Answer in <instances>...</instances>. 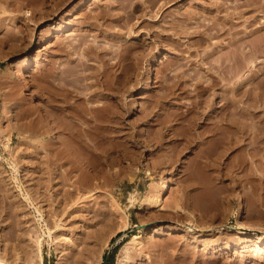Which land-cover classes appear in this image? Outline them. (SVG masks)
Here are the masks:
<instances>
[{"label":"rangeland","instance_id":"rangeland-1","mask_svg":"<svg viewBox=\"0 0 264 264\" xmlns=\"http://www.w3.org/2000/svg\"><path fill=\"white\" fill-rule=\"evenodd\" d=\"M1 1V6H4L5 4L3 5V3L6 0ZM23 1H19L20 4H18V6L22 4L21 7L23 9L25 8V10L26 8L28 9L30 5V7L35 8L41 6L40 1H36L34 3L35 5L32 4L33 2L29 3V0ZM113 1L114 5H116L114 6L115 8L112 5ZM120 1L122 2L121 5H124L123 7L120 5L118 6V4L121 3ZM127 1L129 2L128 5H130V2L133 3V1V5L136 2V5H138L140 2V0L139 2L137 0H69L63 6L64 9L60 10L55 17L46 22H42V20L38 21L39 19L29 22L30 20L32 21V19L29 18H14L13 20L12 17H6V15L11 14V16H15L14 14L20 12L12 9V7H15L10 5L11 7L9 6L10 8L8 9L9 11H6L7 14L3 12L4 15L2 13V7H0V74L3 73L2 80L0 79V197L5 195L3 193H7L9 196L6 197L7 200L4 197L2 199L1 197L0 201L9 200L10 202H0L4 205L2 207L0 206V248L3 250V253L6 251V256L2 253V256L4 255L3 258H7L6 260H10L14 263L17 256L16 254L19 253V255H23V259L21 260L22 264H30V262L27 261V256H25L27 254H23L24 252L26 253V251H24L25 248L27 250L30 249L31 246L33 247V242L28 236L27 230L29 224L27 226V223L35 224V218L33 216L34 208L29 207L23 197L24 194L30 192L32 198L34 197L36 199L35 202L37 204L39 203L38 205L42 204V207H44L43 209L47 210L45 213H47L48 209L53 205H57L59 210L64 208H69L71 210L70 215L63 221V227L51 226L53 230L52 237H45L43 243L44 260L42 264H56V261L60 256L62 257V264H104L106 257H108L107 264H119L125 263V261H127L125 264H264V245H254L258 243V240L264 241V105L262 106L264 103H262L263 100H261V102L259 101L258 108L250 104L251 100L247 97L248 94L244 95L242 98V94L247 93L246 88L249 87V85L245 82L246 85H248L246 86L242 80L246 78V75L251 73L250 70H242L245 71V75L242 71L238 72V76H236L235 79L233 78L235 83L234 81L232 82V79L231 84L228 83L230 84L228 87H226L228 84L226 81L224 83V80L220 81V83H214V85L211 83L213 85L212 87V85H208V82H211V79L213 78L212 73L217 69H214L213 67H211L213 70L208 69L210 65L209 62H212V55L209 56L208 51L215 49L214 46L217 45V40L220 39V37L212 38L209 40L212 42L209 43L208 40L203 42L200 40V42L199 39H197L198 37H195L196 34L194 36L191 34L190 37L188 35L187 37L189 38L186 37L183 40L181 39L184 41L185 45L190 46V49L188 46V50H186L187 48L184 49L186 50L185 52L184 50H177L179 47L177 48L173 42L176 41L175 39L177 36H174L173 40H167L168 42L171 41L172 45L174 43L175 46H172L170 43L168 45V42L166 41L167 38H164L166 31H163V27L166 25L163 24L167 23L166 21H169L170 18L172 19L173 17L178 16L179 13L177 14L176 11L178 12L179 10L180 12L183 8L182 12L188 9L187 13H189V10H192L193 8L195 9L196 6L201 5V3L205 4L206 1L209 0H202L203 2L200 0H163L162 2H169L168 4L164 2L165 7L163 3H159L161 0H156L158 3L155 2L156 6H154L156 9L153 6V11L155 10V12L152 11L151 15L149 14L151 8L148 7V4L150 3L148 1L150 0H141L140 4H143L144 2L147 3V5L144 4L142 10L139 8L140 10L137 9L135 11L137 18L134 17L132 22L137 23L138 18L144 19V22L137 23L134 28V30H137L136 32L133 30L132 33H128V31L131 32L127 29V27L129 28V25L126 26L123 22L126 26L124 27L125 29H123V24V26L121 25L122 27L119 25L122 23H120V21L125 18L124 15H128L131 10L134 11L136 8V5H134V7L133 5L127 7ZM123 2L125 3L123 4ZM186 3L190 4L189 6L191 7L188 6V8L185 6ZM195 3L196 5H194ZM38 4L40 5L38 6ZM157 4L159 6H157ZM179 7L181 9H178ZM165 8L168 9L166 10ZM100 9L103 11L101 12ZM109 9H111L112 12L114 11L115 15L112 14ZM143 9H148L149 11L147 12V10ZM159 9L163 10L160 11ZM157 10L160 11L159 14L157 13ZM10 11H12V13ZM99 11L100 13H97V17L93 15ZM145 11L147 15L145 14ZM164 11H167V16ZM168 11H174V13H169ZM8 12L10 13L8 14ZM103 12H110L112 15H106ZM116 12H119L120 15L124 12L125 14L122 15L121 19L119 14V16H116ZM204 12L202 11V14ZM152 13H155V15L157 13L156 16L158 18L155 17L154 14L152 15ZM104 14L106 17H104ZM137 14H139V16ZM173 14H175V16ZM1 15L5 18L3 19ZM108 15L111 16L109 17ZM204 15L208 14L204 13ZM245 15L247 16V14ZM86 16L89 18L87 19ZM114 16L118 18L116 19ZM140 16H144L145 18H140ZM151 16H153V18H151ZM108 17L110 19H107ZM148 17L150 21L152 20L151 22L147 20ZM258 17L260 18H258V20H261L262 15ZM92 18H95V20H92ZM105 18L106 20H103ZM113 18L116 19L114 21L117 23V26L119 25V29H123L121 31L123 33L120 34V30L118 31V27L114 25V21H112L114 22L113 24L109 23ZM166 18H168V20ZM96 19L97 21L99 20V26L98 23H94ZM135 19L137 20L134 21ZM23 20L27 21L25 22ZM243 20L245 21V18H240V23L238 24L237 29L245 32L242 29L247 28V25ZM191 21L193 20H189V22ZM83 22H85V24H83ZM89 22L94 25H90ZM132 22H130L131 25ZM149 22L151 24H148ZM107 23H109V25H114L115 30L112 25L107 26ZM145 23L147 25H144ZM152 23L155 24L156 27H154L155 25L153 26ZM102 25L105 26L102 28L105 31H108L107 33L101 28ZM157 25L158 32L155 30ZM150 26L153 27L151 28ZM48 27L50 28V31L48 32H52L51 34L55 36L52 35V37H49L46 42H41L42 32H44L45 29H48ZM111 27L115 33H111ZM88 28L93 29L89 30ZM105 28H107V30ZM141 28H145L144 32H137L138 29L143 31ZM152 29L153 31H150ZM191 29L192 31L194 30L192 27ZM8 30L11 33V35H8L9 37L12 36L15 31L19 33V35L15 32L14 35L16 34L18 36L15 35L16 37H11V40L9 38L7 39V34H10ZM95 30L97 31L95 32ZM147 30L148 32L146 33ZM160 30L161 32H159ZM117 31L121 36L117 34ZM83 32H86L83 35L84 38H82L81 35ZM87 32L89 33V36L85 35ZM92 32L93 34L95 33L94 36L98 32L95 37L96 39L97 37L98 39H101L99 40L100 43L92 35ZM106 34L109 35L106 36ZM4 35L6 37H4L5 40L2 41L1 37ZM104 35L106 36V41L103 38ZM19 36L21 37L19 38ZM32 36L33 39L30 38ZM79 36L81 37V40H79ZM85 36H87L86 39ZM77 37L79 42H83L82 44L75 39ZM91 37H94V39L92 40ZM14 38L16 40L17 38L19 39L13 41L12 39ZM162 38L165 39L166 42L163 41ZM112 40H115V43L117 41L120 42H117L114 45ZM144 40L145 44L143 42ZM227 40L228 39L224 41L226 42ZM93 41L94 43L97 41L96 45L100 44L104 49H112L106 54L107 57L105 53L108 50L106 51L103 49V52L100 51V56H105V60H103L104 62H101V60L100 64L99 61L96 60L98 58L96 54L97 51L94 52V49L89 51L90 48L87 47L88 52L85 50L86 55L91 52L90 57L87 55L89 57L87 58L84 53L86 47L82 48L88 44L86 42L95 46ZM104 41L109 44H103ZM194 41L202 44L198 45ZM213 42L217 43L214 44ZM64 43L66 46H64ZM72 43L81 47L83 51L78 47V49L76 48V52H74L75 49L74 51L72 49L69 52L68 50L65 52L66 49H69V47L73 45ZM78 43L80 45H78ZM118 44H120V47L123 45L122 47L124 49L121 47L122 51ZM105 45H107V47L110 46L111 48H106ZM136 45H138V47ZM60 47H63L65 50L62 51L63 48L60 49ZM133 47L134 49H132ZM118 48L122 55L118 52ZM115 49L118 51H114ZM129 49L130 52L127 53ZM217 49H219V46H216L215 50L218 51ZM80 50L86 56H83V59L85 58L86 60V64H84H88L89 67H87L88 65L83 66L84 64L79 66V57H75L77 60L74 59L73 55L79 56V53L77 52H80ZM188 51L190 52L187 53ZM115 52L119 54L116 55L117 53ZM182 52L184 53L183 55H181ZM134 53L138 54L133 56V58L130 55H135ZM203 53L207 54V56ZM217 53L213 56H216ZM69 54L73 58L70 57ZM200 54H203V58ZM129 56L132 59H130ZM208 56L211 59H209ZM67 57L72 59L69 58L68 61ZM182 57L184 59H182ZM81 58L80 61H84ZM19 59L24 60L15 69L16 74H13L8 68H10V64ZM73 59L75 63L78 64H76L77 66L73 65L75 64ZM135 59L137 60L135 61ZM200 59L204 62V66L203 62H201L202 64L199 62L201 61ZM98 60L100 59L98 58ZM28 63L30 64V69H26ZM199 64L201 65V68L199 67ZM70 65L72 70L68 71ZM101 65L104 66V68ZM97 66H100V69L102 67V69H97ZM57 67H59L58 71ZM61 67L63 68V71L67 70L69 73H71L70 71L81 72L84 70L83 72L85 74L82 75L84 77H86V72H90L87 74L88 78H82L80 76L82 80L88 81H84L85 84L81 80L77 81L80 78L76 77H79V75L82 74H80V72L77 73L79 75H74L73 72L70 75L66 72L67 76L65 71L61 72ZM73 67H79L81 69L78 70L79 68H77V71L75 68L73 69ZM84 67H87V69ZM194 68H197L198 70H195ZM103 69H105V71ZM232 70L234 72L235 69L233 68ZM91 71L93 72L91 73ZM53 73H57V75H53ZM95 73L99 74L100 77ZM198 73H200L202 77L201 80L205 79L204 81L198 80L200 79ZM204 73L207 75H202ZM239 73H241V75ZM91 74L93 75L91 76ZM215 74L216 72H214V75ZM60 75L62 76L60 77ZM55 76H57L58 79H56ZM119 76L120 80L117 81ZM243 76L244 78L240 81L239 79ZM94 77L96 79H94ZM195 77L197 78L195 79ZM62 78H68L66 80L68 82L71 79L73 80L71 81V84L68 82L66 84L64 83L65 80ZM91 78L94 79V81L97 80L95 82L93 81L95 84L99 83V81L102 83L101 87L104 89L105 96L109 99L108 101L111 102V105L109 104L111 113L108 112L109 116L106 114L107 117H104V119L106 118V121L104 120L105 122L103 124L106 128L99 131L102 136L107 138L104 139V137L101 136L102 142L105 141L102 148H105L103 149L107 157L104 156V158L107 160L102 158L103 155L101 158L99 156L98 158L97 155L91 157L93 162L92 168L96 167L95 169L98 172L101 171L100 168L102 169L99 179H90L92 187H98V190H94V195L75 204L74 202L78 200L80 195L83 194L84 196V194H87L82 191L80 193L75 191L71 200H68L67 202H59L58 200H60L65 194V190L72 188L73 185L71 186L70 183H67L62 186L63 180L60 174L53 177L54 179L51 180L52 183L50 182V185L46 183L47 179L42 171L43 153L41 150L42 147H40L42 145L39 142L40 135L37 131L38 129H32L33 131H29L30 127L28 123L37 118L44 107H52L51 105L53 104H50V102H55L54 104L57 105V108L60 105L59 107L61 108L58 109V112L65 116L64 111L70 103L76 104V101H79L81 95L82 97H86V92L88 93V91L95 90V87H99L100 84H97L98 86H93L95 89H88V86L92 87V84L86 85V83H90L89 81H91ZM102 78L104 79L101 81ZM74 80L75 86L77 83L82 86L79 85L80 88L78 85V88L75 87ZM105 81L108 83V88H111L110 90H108V88L105 89ZM237 81L239 84H236ZM59 82L64 83V85L58 84V86L52 87L54 83L57 85L56 83ZM174 82L175 87L177 85L176 88L174 87ZM221 83L223 85H221ZM83 84L87 86V89H85L86 87L83 89ZM232 84L233 86L237 85L236 88L238 93L236 92V88L233 89V86H231ZM46 85L50 87H47ZM62 85L63 87L65 86V88H63ZM68 85H70V88H68ZM72 85L75 88L72 87ZM182 85L185 86L184 89ZM203 85L204 87H201ZM224 85L225 87L223 88ZM59 87L63 88V91L65 92H63L62 89H59ZM116 87L118 88L116 89ZM209 87L210 89H208ZM52 88L53 91H59L58 93H56L57 91L55 92L57 95H55L54 92L51 94ZM67 88L72 90L69 91ZM225 88H227V90ZM244 88L246 90H244ZM171 89H173V92ZM181 89L183 90L181 91ZM75 90L80 92L81 95H76L78 93H74L76 92ZM229 90H235V93H229ZM240 90H243L242 94ZM60 91L65 95L66 92H69L67 94V96L69 95V98L65 97L63 94H59L61 93ZM205 91L207 92L204 93ZM224 93H227L228 96ZM233 93H237L236 95L238 97ZM200 94H202V96ZM54 95L57 96V99L53 98ZM223 95H226V98H229V96L239 98L236 100L239 105H237V103H234L235 105L232 103L234 108H238L239 112L236 110L234 113H229L231 115H228V112L231 111L230 109H232L233 106L231 104L229 105L230 108H228V105L222 103L223 101H221L222 98L220 97H223ZM196 96H198L197 98L201 96L204 100L206 97H209L207 99L212 98L215 101L216 107L211 106L212 108H205L204 106H197ZM66 98L68 101H66ZM195 98L196 102L193 103ZM45 99L49 103L45 102ZM48 99L52 101H49ZM84 99L82 98L81 101H79V104L87 106L88 104L86 102L82 103ZM200 99L201 98L198 100ZM235 99L233 102H235ZM64 100L66 102H64ZM74 100L75 103H72L71 101L74 102ZM44 102L47 103V105H45ZM61 103H63L62 106ZM189 104H191L192 107ZM247 104H250L252 107H249V105L247 106ZM48 105L50 106L48 107ZM81 105L78 106L80 109ZM194 105L197 106L198 110ZM221 105H223V107H221ZM240 106H245L244 108H246L247 111L251 109L250 113H255V116L249 117L253 114H249V111L246 112L244 108L240 109ZM107 108L108 107H106V109ZM188 108H191L192 110H189ZM254 108H256L255 111H253ZM68 109L66 110V113H68ZM173 109L176 110V113ZM216 109L218 110L217 112ZM202 110L207 112L209 110L211 117L213 115L211 113H214L213 117H208L207 114L209 113H205ZM219 110L224 111V113ZM233 110L235 109H232V111ZM106 111H108V109ZM241 111H244V115L249 114V116H244ZM245 112L247 114H245ZM215 113L217 114L215 115ZM232 114H234L235 117L232 116ZM225 115L229 117L231 116V121L234 118L236 119L233 125H230L233 121L230 123L229 117L227 120ZM194 116L195 118L192 120L191 118ZM222 116L226 119H221ZM214 118L217 120L213 121ZM218 119H221L220 122L222 126L227 124L228 127H226L227 130L229 129V133L225 126L222 127L221 125V132H219L220 129L217 127L220 122ZM196 121L197 123H195ZM217 121L219 124H217ZM106 122H109L107 123L109 124L108 128L107 124H105ZM211 122L212 125H218L216 127L217 129H213L215 126L212 127ZM26 123L28 124L27 127H25ZM205 123H208L207 126H205ZM189 124L191 126H189ZM242 125L243 127H246L243 128ZM208 127H212L215 131L214 133L212 130L214 135L211 133V128ZM230 127L233 128L230 129ZM110 128L111 131L114 132L110 133ZM108 129L109 132H107ZM222 129L224 131H222ZM34 130L38 134L34 132ZM105 130L107 131L105 132ZM101 134L98 133L99 136ZM242 152L247 154L249 160L245 153L243 154L245 155L246 160L242 159L244 156ZM105 160L106 163H104ZM242 162L246 164H243ZM52 166L54 167L55 165L53 164ZM243 166L245 167L243 168ZM56 168L58 169V167ZM249 168L250 170L248 172ZM96 170L94 173L97 172ZM102 172L104 177H101ZM191 172L193 175H190ZM245 173L247 175H252H248L249 178L247 177V179L245 178L247 176ZM165 181L169 186L166 190L162 187V183ZM71 183L74 184L73 181ZM154 194H160L161 201L159 204L152 206L146 198L147 195L152 196ZM238 196L241 197V214L239 217H235L234 209L237 208ZM50 199L53 201H50ZM176 200L180 201L179 205H181L183 209L180 208L179 210L178 208H175V203H179ZM57 202L60 203V206H58ZM8 205L9 207H6ZM4 208L6 210L9 208L10 210L8 209V211H5ZM47 218H50L48 214ZM240 224L246 226L244 229L246 228V232H250L251 234H238L236 229ZM159 228L164 230V233H157ZM120 232L121 234L118 235ZM136 235L139 237L134 239ZM133 240L136 241L133 242ZM249 240H251L252 245L242 247L246 242H250ZM127 244H130V249H124ZM15 250L18 252L14 253ZM130 253L133 258L128 259V256H131Z\"/></svg>","mask_w":264,"mask_h":264},{"label":"bare ground","instance_id":"bare-ground-1","mask_svg":"<svg viewBox=\"0 0 264 264\" xmlns=\"http://www.w3.org/2000/svg\"><path fill=\"white\" fill-rule=\"evenodd\" d=\"M20 2H21V0H19ZM19 1H17V0H6L4 3H3V5L4 6H1L2 5V3H0V7H2V13L4 12V13H6L7 14V12L6 11H9L8 9L11 7V6H14L15 8H13L12 7V9H14V10H17V11H19L20 13H16V14H14L15 16H11V14H9L10 12L12 13V11H10V12H8V14L9 15H6V17H12L13 18V20H14V18H29V19H32V21L30 20L29 22H33V21H35V19H39L38 21H40V20H42V22H46V21H48V20H51L53 17H55L56 15H57V13H59V11L60 10H62V9H64L63 8V6L69 1V0H29V3L30 2H33L32 4H34L36 1H40V3H41V6L40 7H37V8H35V7H30L29 6V8L27 9L26 8V10H25V8L23 9L22 7H21V5L20 6H18V4H20V2ZM23 1V0H22ZM116 1V0H115ZM126 1V0H125ZM130 1V0H129ZM138 2H139V0H137ZM148 1V0H147ZM160 1V0H159ZM163 0H161V2H159V3H163L164 4V2L165 3H169L168 1H174V0H168L167 2L166 1H164V2H162ZM199 1V0H198ZM200 1H202V0H200ZM203 1H205V0H203ZM202 1V2H203ZM0 2H2L1 0H0ZM24 2V1H23ZM118 2V1H117ZM121 2V1H120ZM128 2V1H127ZM148 2H150L149 4H148V7H150L149 9H150V11L148 10V9H143V10H147V12L149 11L150 13V15H151V12L153 11V8L156 6V4H155V2L156 3H158L156 0H150V1H148ZM28 3V2H27ZM27 3H25V4H27ZM113 4V7L114 6H116V5H114V1L112 2ZM125 2H123V4H124ZM133 3H134V1H133ZM133 3L132 2H130V5H128L129 4V2L128 3H126V5H127V7L128 6H131V5H133ZM137 3V2H136ZM136 3L134 4V5H136ZM141 3V0H140V2H139V4L138 5H136V8L134 9V11L133 10H131V12L130 13H128V15L127 14H125V12L122 14V15H124L125 16V18L122 20V21H120V23L121 24H119L120 25V27H122L123 25H124V23H125V25L127 26V25H129V28L127 27V29L128 30H130L131 32H129L128 31V33H132V31L134 30V28H135V25L137 24V23H139V22H141V23H143L144 22V19H139L138 18V21H137V23H133L132 22V20L134 19V17H136V13H135V11L138 9V10H142V7H143V5L144 4H146L147 5V3H144L143 2V4H140ZM116 4V3H115ZM122 2L120 3V4H118V6L120 5L121 7H123L122 5ZM11 5V6H10ZM17 5V6H16ZM35 5V4H34ZM40 4H38V6H39ZM134 5H133V7H134ZM155 5V6H154ZM170 5V4H169ZM190 4H187L186 3V5L185 6H189ZM194 5H196V3L194 4ZM198 5V4H197ZM10 6V7H9ZM25 6V5H24ZM154 6V7H153ZM157 6H159L158 4H157ZM160 6H161V4H160ZM185 6H184V10H185ZM27 7V6H26ZM99 7V6H98ZM133 7H131V8H133ZM164 7H165V4H164ZM189 7H191V6H189ZM188 7V8H189ZM193 7V6H192ZM111 8V7H110ZM115 8V7H114ZM131 8H129V9H131ZM140 8V9H139ZM161 8V7H160ZM113 9V8H112ZM155 9H156V7H155ZM166 9V8H165ZM168 9V8H167ZM166 9V10H167ZM177 9V8H176ZM178 9H181L180 7L178 8ZM183 9V8H182ZM181 9V13L179 12V10H178V12L176 11V13L178 14L179 13V15L178 16H175V14H173L175 17H173L172 19L170 18V20L169 21H166L167 23H165V24H163V25H166L165 27H163L164 29H163V31H166V34L164 35V38H167L166 39V41L168 40L169 41V39L170 40H173V38H174V36H177L176 37V41H173L174 43H175V45L177 46V50H184L185 48H187V46L188 45H185L184 44V41H182L184 38H186L188 35H189V37H190V35L191 34H193V36L195 35V37L197 38V39H199V41L201 40L202 42L203 41H205V40H211L212 38H214V37H220V39H218L217 40V45H215L214 46V44H216V43H214L213 44V46L215 47V49H216V46H219V49H217L218 51H216L215 49H212V48H214V47H212L211 49L212 50H210V51H208V55L209 56H211L212 55V59L209 57V59H211L212 60V62H209L210 63V65H209V67H208V69H211V70H213L211 67H213L214 69L216 68L217 70H214V72H216V74L214 75V72L212 73V75H213V78L211 79V82L209 83L208 82V85L210 84V85H212L211 83H213V85H214V83H217V82H219L220 83V81H222V80H224V83H225V81L227 82V84L228 83H230L231 84V80L234 78L235 79V77L236 76H238V72H240V71H242V70H245V71H247L248 69L250 70V72L251 73H249V72H247V73H249L248 75H246V78L244 79V80H242V82L244 81V83L246 82L248 85H249V87L248 88H244V90H246V92L247 93H243L242 94V91H241V94L243 95L242 96V98L244 97V95H246V94H248V98H250V100H251V103L250 104H252V106H254V107H258L259 108V101L261 102V100H263V102L262 103H264V0H209V1H206V3L204 4V3H201V5H198V6H196L195 7V9L193 8L192 10H189L190 12L189 13H187V11H188V9H186L184 12H182L183 10ZM191 9V8H190ZM1 10V9H0ZM13 10V11H14ZM25 10V11H24ZM106 10H108V9H106ZM110 10V12H112V10L111 9H109ZM160 10V9H159ZM157 10V13L159 14V12L160 11H162V10ZM22 11H24V12H22ZM100 11H101V9H100ZM100 11L99 12H96L95 14H93V15H95L96 17L98 16L97 15V13H100ZM103 11V10H102ZM101 11V12H102ZM104 11H105V9H104ZM127 11V10H126ZM202 11L204 12V13H206V14H208V15H204V13L202 14ZM110 12H103V13H105L106 15L107 14H111ZM144 12V11H143ZM153 12H155V10L153 11ZM164 12H166V16H167V11H164ZM169 13L171 12V11H168ZM173 13H174V11H172ZM171 12V13H172ZM3 13V14H4ZM127 13V12H126ZM157 13H156V15H157ZM168 13V14H169ZM2 14V15H3ZM91 14V13H90ZM105 14H104V17H106L105 16ZM112 14H114L115 15V13H114V11L112 12ZM111 14V15H112ZM116 16H119L120 14H119V12L117 13L116 12ZM119 14V15H118ZM143 15H147V13H146V11H145V14L144 13H142ZM141 14V15H142ZM148 14V15H149ZM154 14V16L155 17H157L156 15H155V13H152V15ZM162 14V13H161ZM164 14V13H163ZM245 14H247V16L245 15ZM260 14V15H259ZM2 15H1V17H2ZM5 15V14H4ZM13 15V14H12ZM103 15V14H102ZM111 15H108L109 17L111 16ZM122 15H120L121 16V19H122ZM127 15V16H126ZM138 16H139V14H137ZM165 15V14H164ZM170 15V14H169ZM210 15V16H209ZM245 15V16H244ZM262 15V17H261V20H258V16H261ZM88 16H89V14H88ZM88 16H86L87 17V19L89 18ZM100 16V15H99ZM162 16V15H161ZM91 17V16H90ZM95 17V18H96ZM103 17V16H102ZM107 18V19H110V18ZM113 17V16H112ZM141 17H143V18H145L144 16H140V18ZM154 17V18H155ZM242 17L243 18H245V21L244 22H246L245 24L247 25V28H244V29H242V28H239V29H242V30H244L245 32H242L241 30H238L237 28V26H238V24L240 23V18L242 19ZM3 18V17H2ZM5 18V17H4ZM3 18V19H4ZM95 18H92V20L94 19L95 20ZM114 18H116L115 16H114ZM111 19V22H109V23H114L115 21L114 20H116V19ZM137 18V17H136ZM151 18H153V16H151ZM150 18V19H151ZM158 18V17H157ZM160 18V17H159ZM162 18V17H161ZM164 18V17H163ZM11 19V18H10ZM9 19V20H10ZM21 19V20H22ZM84 19V18H83ZM86 19V20H87ZM100 19H101V17H100ZM167 20H168V18H166ZM165 19V20H166ZM260 19V18H259ZM102 20V19H101ZM100 20V21H101ZM103 20H106V18L105 19H103ZM137 19H135L134 21H136ZM147 20L148 21H150L149 20V17L147 18ZM158 20V19H157ZM189 20H193V21H191V22H189ZM208 20V21H207ZM6 21V20H5ZM16 21V20H15ZM14 21V22H15ZM17 21H19V20H17ZM23 21H25V20H23ZM27 21V20H26ZM25 21V22H26ZM37 21V22H38ZM84 21H85V19H84ZM89 21H90V19H89ZM96 21H97V19H96ZM96 21H94V23H98V26L100 25L99 24V20L96 22ZM112 21H114V22H112ZM118 21V20H117ZM152 21V20H151ZM150 21V22H151ZM242 21V20H241ZM1 22H2V19H1ZM28 22V23H29ZM91 22V21H90ZM89 22V23H90ZM101 22H103V21H101ZM119 22V21H118ZM124 22V23H123ZM130 22H132V25L130 24ZM147 22V21H146ZM148 23V24H151V23ZM165 22V21H164ZM39 23V22H38ZM88 23V22H87ZM86 23V24H87ZM109 23H107L108 25L107 26H111V25H109ZM156 23V22H155ZM158 23V22H157ZM83 24H85V22H83ZM102 24V23H101ZM117 23L115 22L114 23V25H116ZM123 24V25H122ZM153 24V23H152ZM191 24H193V25H191ZM244 24V25H245ZM3 25H5V24H3ZM90 25H92L91 23H90ZM94 25V24H93ZM92 25V26H93ZM114 25H112V27L114 28ZM119 25L117 26L118 27V31L121 29H119ZM122 25V26H121ZM123 26V29H125L124 27H126V26ZM144 25H147L146 23L144 24ZM155 24H153V26H154ZM105 26H106V24H105ZM104 25H102L101 26V28L102 27H105ZM138 26V25H137ZM136 26V27H137ZM140 26V25H139ZM141 26H143V25H141ZM149 26V25H148ZM153 26H150L151 28L153 27ZM88 27V26H87ZM90 27V26H89ZM95 27V26H94ZM111 27V28H112ZM144 27H146V26H144ZM154 27H156V25L154 26ZM160 27H161V24H160ZM191 27L194 29L193 31H192V29H191ZM202 29H201V28ZM2 28V27H1ZM98 28H100V27H98ZM97 28V29H98ZM109 28V27H108ZM110 28V29H111ZM113 28H112V31L111 30H109V31H111V33L112 32H114L115 33V28H114V30H113ZM139 28V27H138ZM89 29V28H88ZM88 29H86V30H88ZM91 29V28H90ZM89 29V30H90ZM93 29V28H92ZM91 29V30H92ZM94 29H96V28H94ZM103 29V28H102ZM106 30H107V28H105ZM117 29V28H116ZM122 29V30H123ZM141 29H143V31L142 30H139L138 29V31L137 32H144V29L145 28H141ZM147 29V28H146ZM148 29H150V28H148ZM154 29V28H153ZM153 29L152 30H150V31H153ZM160 29V28H159ZM162 29V28H161ZM191 29V30H190ZM9 30H11V29H9ZM9 30H8V32H9ZM44 30V29H43ZM42 30V31H43ZM81 30H83V29H81ZM122 30H120V34L121 33H123V32H121ZM136 30L137 29H135L134 30V32H136ZM155 30L157 31L158 30V25H157V28H155ZM154 30V31H155ZM18 31V30H17ZM41 31V32H42ZM48 31H50V28L48 27V29H45V31L44 32H42L41 34V42H46L48 39H49V37H52V35L53 34H51L52 32H48ZM55 31V30H54ZM59 31V30H58ZM94 31V30H93ZM97 30H95V32H96ZM103 31L104 32H108V31H105L104 29H103ZM118 31H117V34H119L118 33ZM7 32V33H8ZM13 32V31H12ZM16 32V31H15ZM14 32V33H15ZM20 32V31H19ZM61 32V31H60ZM148 32V30L146 31V33ZM158 32V31H157ZM156 32V33H157ZM159 32H161V30L159 31ZM6 33V34H7ZM10 33V32H9ZM14 33H13V35L12 36H8V35H11V33L10 34H7V39L9 38L10 40H11V37H16V36H18L19 35V33H17L18 35H14ZM34 33V32H33ZM84 33H86V32H83V34L81 33V35H82V38H84L83 37V35H84ZM98 33V32H97ZM97 33H96V35H97ZM100 33H101V31H100ZM127 33V34H128ZM151 33V32H150ZM95 34V33H94ZM94 34H93V32H92V35L94 36ZM119 34V35H120ZM137 34V33H136ZM136 34H135V36H136ZM143 34V33H142ZM154 34V33H153ZM158 34V33H157ZM161 34V33H160ZM162 34H164V33H162ZM85 35H87V36H89V33L87 32V34H85ZM95 35V36H96ZM107 35H109V34H106V36ZM129 35V34H128ZM141 35V34H140ZM149 35V34H148ZM36 36V35H35ZM53 36H55V35H53ZM87 36H85V39L87 38ZM91 36V35H90ZM94 36V37H95ZM105 36V35H104ZM103 36V38L105 39L106 38V36L104 37ZM112 36V35H111ZM116 36V35H115ZM114 36V37H115ZM118 36V35H117ZM121 36V35H120ZM156 36H158V35H156ZM4 37H6L5 35L3 36V37H1V39H2V41L3 40H5L4 39ZM21 36H19V38H20ZM80 37V36H79ZM94 37L92 38V40L94 39ZM99 37H100V35H99ZM102 37V36H101ZM160 37V36H159ZM162 37V36H161ZM189 37H187V38H189ZM19 38H17V40L19 39ZM30 38H32L33 39V36L32 37H30ZM35 38V37H34ZM89 38V37H88ZM91 38H90V40H91ZM110 38V37H109ZM112 38H113V36H112ZM111 38V39H112ZM127 38H128V36H127ZM148 38V37H147ZM194 38V37H193ZM193 38H191V39H193ZM195 38V39H196ZM6 39V40H7ZM75 39H77V41H78V37L77 38H75ZM95 39H96V37H95ZM111 39H109V40H111ZM145 39V38H144ZM163 39V38H162ZM182 39V40H181ZM226 39H228L226 42L224 41V40H226ZM10 40H8V41H10ZM13 41L15 40V41H17L15 38L14 39H12ZM79 40H81V37L79 38ZM83 40V39H82ZM88 40V39H87ZM87 40H85V41H87ZM92 40H91V42H92ZM96 40H98V42H99V40H101V39H98V37H97V39ZM146 40V39H145ZM145 40L143 41L144 42V44H145ZM194 40V39H193ZM219 40H220V42H219ZM224 42H223V41ZM35 41V40H34ZM76 41V42H77ZM102 41H103V39H102ZM105 41H106V39H105ZM105 41L103 42V44H109V43H105ZM115 41V40H114ZM113 40H112V42H114ZM163 41H165V39H163ZM165 41V42H166ZM167 41V42H168ZM197 41V40H196ZM200 41V42H201ZM222 41V42H221ZM72 42V41H71ZM75 42V43H76ZM79 42V41H78ZM96 42L97 41H95V43H94V41H93V44H95V46L94 45H91L89 42H86V43H88V44H86L85 46H83L82 48H84V47H86L85 49H84V53H85V55H86V52H88L87 50V47L88 48H90V50L89 51H91V49H94V52L95 51H97L96 52V54H97V57L100 59V60H98V58L96 59L97 61H99V64L101 63V62H104L103 60H105V56H100V53L101 52H103L104 50H108V49H104V47L102 46L101 47V45L100 44H97L96 45ZM117 42H120V41H117ZM116 42V43H117ZM142 42V43H143ZM187 42V41H186ZM185 42V43H186ZM195 42V41H194ZM200 42H195L196 44H202V43H200ZM210 42H212V41H209V43ZM66 43V42H65ZM65 43H64V46H66L65 45ZM79 43H81V41L79 42ZM78 43V45H80ZM83 43V42H82ZM81 43V44H82ZM100 43V42H99ZM115 42L113 43L114 45L116 44ZM169 43L172 45V43H171V41L170 42H168V45H169ZM174 43H173V45H174ZM29 44V43H28ZM73 44V45H72ZM72 44H70V45H72L71 47H69V49H64L63 47H60V49H62L63 48V50L62 51H64L65 50V52H67V50H68V52L70 51V50H72L73 49V51H74V49H75V51L74 52H76L77 50H76V48L78 49V47L79 46H77L76 44L74 45V43H72ZM84 44H85V42H84ZM102 44V45H103ZM113 44H111V45H113ZM147 44V43H146ZM150 44V43H149ZM188 44V43H187ZM207 44V43H206ZM212 44V43H211ZM211 44H208V45H211ZM68 45V44H67ZM88 45V46H87ZM107 45H105L106 46V48H109L110 46H108L107 47ZM120 44H118V46H119ZM142 45V44H141ZM151 45V44H150ZM172 45V46H173ZM174 45V46H175ZM186 46V47H184V46ZM191 45V44H190ZM222 45V46H221ZM77 46V47H76ZM117 46V47H118ZM123 46V45H122ZM121 46V47H122ZM137 47H138V45H136ZM149 46V45H148ZM183 46V47H182ZM121 47L119 46V48L121 49ZM131 47H132V45H131ZM135 47V46H134ZM134 47L132 48V49H134ZM147 47V46H146ZM145 47V48H146ZM190 46H188V48H189ZM67 48V47H66ZM71 48V49H70ZM80 49H82L81 47H79ZM111 48V47H110ZM113 48V47H112ZM119 48H118V50H119ZM130 48V47H129ZM136 48V47H135ZM144 48V47H143ZM149 48V47H148ZM188 48L186 49V50H188ZM218 48V47H217ZM104 49V50H103ZM117 49V48H116ZM114 50V51H118V50ZM122 49H124L123 47H122ZM122 49H121V51H122ZM131 49V48H130ZM130 49H129V51L127 52V53H129L130 52ZM147 49V48H146ZM190 49V48H189ZM210 49V48H209ZM208 49V50H209ZM85 50H86V52H85ZM110 50H112V49H109L106 53H105V55L106 54H108V52H110ZM175 50V49H174ZM186 50H184V52L186 51ZM82 51H83V49H82ZM81 50H80V52H77V53H79V56H74L73 55V57H74V59H75V57H79V62L81 63H78L79 64V66H82V64H86V60H85V58L83 59V56L84 57H86L87 55H89V57H90V54H91V52H89L90 54H87L86 56L83 54V52H82ZM101 51V52H100ZM126 51H127V49H126ZM176 51V50H175ZM198 51V50H197ZM206 51V50H205ZM61 52V51H60ZM72 52V51H71ZM74 52H72V53H74ZM112 52V51H111ZM118 52H120V50L118 51ZM177 52V51H176ZM190 51H188L187 53H189ZM218 52V53H217ZM62 53H64V52H62ZM72 53H71V55H72ZM83 54V55H81V54ZM115 53H117V52H115ZM121 53V52H120ZM133 53V52H132ZM140 53V52H139ZM215 53H217V55L216 56H213V55H215ZM61 54V53H60ZM65 54H67V53H65ZM76 54V53H75ZM103 54V53H102ZM119 53H117L116 55H118ZM125 54V53H124ZM135 55H130V56H136L138 53H134ZM179 54V53H178ZM184 53L182 52V54L181 55H183ZM203 54H205V53H203ZM203 54L201 55L200 54V56H202V58H203ZM70 54H69V56L70 57H72ZM78 55V54H77ZM94 55V54H93ZM121 55H122V53H121ZM127 55V54H126ZM125 55V56H126ZM206 56H207V54H205ZM205 55H204V57H205ZM67 56V55H66ZM130 56H129V58H130ZM187 56V55H186ZM69 57V58H70ZM72 57V58H73ZM82 57V58H81ZM88 56H87V58H89ZM92 57V56H91ZM96 57V56H95ZM104 57V58H103ZM106 57H107V55H106ZM177 57H178V55H177ZM176 57V58H177ZM181 57V56H180ZM68 58V57H67ZM69 58L67 59L68 61H69ZM72 58H70V59H72ZM80 58L82 59V60H84V61H80ZM86 58V59H87ZM134 58V57H133ZM139 58V57H138ZM185 58H187V57H185ZM74 59H73V61H74ZM95 59V58H94ZM107 59V58H106ZM130 59H132V58H130ZM170 59V58H169ZM168 59V60H169ZM182 59H184L183 57H182ZM205 59V58H204ZM24 60V59H23ZM22 59H19V60H16L15 62H13L12 64H10V68H8V69H10V71L11 72H13V74H16V68H17V66L23 61ZM75 60H77V59H75ZM89 60V59H88ZM102 60V61H101ZM134 60V59H133ZM137 59H135V61H136ZM139 60V59H138ZM178 60H180V59H178ZM201 60V59H200ZM208 60V59H207ZM206 60V61H207ZM101 61V62H100ZM132 61V60H131ZM172 61H173V59H172ZM205 61V62H206ZM71 62H72V60H71ZM133 62V61H132ZM170 62H171V60H170ZM174 62V61H173ZM176 62V61H175ZM200 63L201 62H203L202 60L201 61H199ZM198 62V63H199ZM208 62V61H207ZM206 62V63H207ZM73 63V62H72ZM74 63H75V61H74ZM87 63H89V62H87ZM108 63V62H107ZM135 63V62H134ZM138 63V62H137ZM195 63V62H194ZM67 64H68V62H67ZM77 63H75V64H73V65H75V66H77L76 65ZM83 65V66H87V65ZM103 64V63H102ZM106 64V63H105ZM136 64V63H135ZM170 64H172V63H170ZM202 64V63H201ZM104 65V64H103ZM108 65V64H107ZM195 65V64H194ZM196 65H197V62H196ZM200 65V64H199ZM205 64H204V62H203V66H204ZM67 66H69V65H67ZM66 66V67H67ZM102 66V65H101ZM109 66V65H108ZM65 67V68H66ZM87 67H89V65L87 66ZM87 67H84L85 69H87ZM103 68H104V66H102ZM102 67H101V69H102ZM196 67V66H195ZM200 68H201V65L199 66ZM199 67H197V68H199ZM58 68L59 67H57V71H58ZM64 68V69H65ZM75 67H73V69H74ZM77 68H79V67H77ZM77 68H75L76 70H77ZM83 68V67H82ZM100 69V66L98 67L97 66V69ZM197 68H194L195 70L197 69ZM235 69L234 70V72H233V70L232 69ZM26 69H30V64L28 63L27 65H26ZM63 68L61 67V72L63 71L62 70ZM67 69V68H66ZM81 68H79L78 70H80ZM96 69V70H97ZM100 69V70H101ZM106 69V68H105ZM105 69H103L104 71H105ZM258 69V70H257ZM60 70V69H59ZM69 70H72V67H71V65H70V67H68V71ZM77 70V71H78ZM95 70V71H96ZM198 70V69H197ZM56 71V70H55ZM65 71V70H64ZM63 71V72H64ZM67 70L65 71V74H66V72H67V74H72V72L73 71H70L71 73H69ZM84 71V70H83ZM83 71H78V72H80V74L81 75H79V74H77L78 72H73V74L74 75H79V77L77 76H74V77H76V78H80V76L82 77V78H88L87 77V74L88 73H90V72H86L87 74L85 75L86 77H84V76H82V75H84L85 73L83 72ZM97 71H99V70H97ZM104 71H102V72H104ZM108 71V70H107ZM107 71H106V73H107ZM245 71H242L243 73H244V75H245ZM2 72H3V70H2ZM52 72H53V70H52ZM51 72V73H52ZM93 71H91V73H92ZM100 72V71H99ZM199 72V71H198ZM50 73V74H51ZM97 73V72H96ZM95 73V74H96ZM105 73V74H106ZM195 73H196V71H195ZM208 73V72H207ZM246 73V74H247ZM58 74H60V73H58ZM66 74V75H67ZM94 74V75H95ZM197 74V73H196ZM211 74V73H210ZM218 74V75H217ZM240 75H241V73H239ZM2 75H3V73H1L0 74V79L2 78ZM53 75H57V73L56 74H54L53 73ZM90 75V74H89ZM93 74H91V76H92ZM97 76H99L100 77V75L99 74H96ZM103 75V74H102ZM194 75V74H193ZM198 75H200V73H198ZM202 75H207V74H202ZM209 75V74H208ZM217 75V76H216ZM48 76H49V73H48ZM50 76H52V75H50ZM62 75H60V77H61ZM68 76V75H67ZM66 76V77H67ZM90 76V77H91ZM176 76H177V74H176ZM192 76V75H191ZM195 76H197V75H195ZM45 77H46V75H45ZM54 77V76H53ZM56 77V79H58L57 78V76H55ZM59 77V76H58ZM64 77H65V75H64ZM63 77V78H64ZM71 77V76H70ZM96 77V76H95ZM94 77V79H96ZM104 77V76H103ZM122 77V76H121ZM194 77V76H193ZM210 77H211V75H210ZM240 77V76H239ZM239 77H238V79H239ZM48 78V77H47ZM62 78V79H63ZM69 78V77H68ZM67 78V79H68ZM72 78V77H71ZM70 78V79H71ZM76 78H74L75 80H77ZM197 77H195V79H196ZM199 78L200 79H198L199 81H204L205 79H202L201 80V75L199 76ZM244 78V76L243 77H241L239 80L241 81V79H243ZM45 79V78H44ZM59 79H61V78H59ZM67 79H63V80H65L64 81V83H66L67 84V82L68 81H66ZM69 79V80H70ZM94 79H90L92 82L94 81ZM104 78H102L101 79V81L103 80ZM234 79L232 80V82L234 81ZM2 80V79H1ZM46 80H50V79H46ZM45 80V81H46ZM53 80H55V79H53ZM73 79H71L68 83H70L71 84V81H72ZM75 80H74V86H75ZM83 81V83L85 84V82H87L88 80H82L81 78L80 79H78L77 81ZM108 80V79H107ZM118 80H120V76H119V79H117V81ZM124 80V79H123ZM198 80H197V82H198ZM44 81V82H45ZM77 81H76V83H77ZM85 81V82H84ZM91 81H89L90 83H86V85L88 84H92V87L95 85H97V84H100L99 85V87L97 88V87H89L88 86V89L90 88V90H92V89H95V90H92V91H90V92H92V93H90L89 91H88V93L86 92L85 94H86V97H82V95L80 94V92H78V91H76V92H74V93H78V94H76V95H81V97L84 99V101H82V103L84 102H86L88 105L86 106V105H84V106H82L81 104H79L80 102L79 101H81V99L79 98V101L77 102L76 101V104H71L70 103V105L68 106L69 107V109H68V107L65 109V116H63V115H61L58 111V109L59 108H61V107H59L58 106V108H57V105L56 104H54L53 102H50V104H53V105H51L52 107H50V108H43V110H42V108H41V110H42V112H40V114H39V116L37 117V118H32V119H34V120H32L30 123H28L29 124V127H30V129H29V131L31 130V131H33L32 129H38L37 131L39 132V135H40V143H41V145L42 146H40V147H42L41 148V150H42V153H43V156H42V171H43V174H45V177H46V179H47V182L46 181H44V182H46V183H48V185H50V182H51V180H53L54 178V176H56V175H61V178H62V180H63V185L62 186H64L65 184H67V183H70L71 184V186H72V188H70V189H66L65 190V194L62 196V198L60 199V200H58L59 202H62V201H64V202H67L68 200H71V198H72V196H73V193L76 191V192H78V193H80L81 191L83 192V193H87V194H84V196H83V194L82 195H80L79 196V198H78V200L77 201H75L74 203L75 204H78L77 202H79V201H81V200H84V199H87V198H89V197H91L92 195H94L93 193H94V190H98V187L96 186V187H92V185L90 184L91 182H90V179L91 178H96V179H99V177H100V172L102 171V169L100 168V172H98L95 168V166H93V167H95V168H92V160H91V157H94V156H96L97 155V157L99 156L100 158H101V156L103 155V159H106V158H104V156H106L105 155V151H104V149L102 148V146L104 145V142H102V137H104V139L106 138L105 136H102V134L99 132L100 130H104L106 127L104 126V122L106 121V118L104 119V117L106 116L107 117V115L109 116V114H108V112H110V110H111V108L109 109V104L111 105V102H109L108 100L109 99H107L106 98V94L104 93V89L101 87V85H102V83L99 81V83H97V84H95L94 82L95 81H97V80H95L93 83L91 82ZM125 81V80H124ZM207 81H210V80H207ZM230 81V82H229ZM239 81V82H240ZM51 82V81H50ZM53 82V81H52ZM106 82V81H105ZM126 82V81H125ZM176 82V81H175ZM175 82H174V87H175ZM241 82V83H242ZM1 83V82H0ZM46 83H47V81H46ZM49 83V82H48ZM64 83H56L57 85H55V83H54V85L52 86V87H55V86H58V84L60 85V84H63L64 85ZM117 83H119V82H117ZM120 83H121V81H120ZM234 83H235V81H234ZM240 83V84H241ZM243 83V84H244ZM246 83H245V85H246ZM72 84H73V82H72ZM83 84V89L85 88V89H87V86L86 85H84ZM103 84H104V81H103ZM106 84V88L105 89H107L108 88V83L106 82L105 83ZM122 84V83H121ZM196 84V83H195ZM199 84V83H198ZM197 84V85H198ZM206 84H207V82H206ZM230 84H228V85H226V87H228V86H230ZM236 84H239L238 83V81H237V83ZM51 85V84H50ZM63 85H62V87H63ZM78 83L76 84V86L75 87H77L78 88V86L79 85H81V84H79L78 86ZM209 85V86H210ZM213 85H212V87H213ZM215 85H219V84H215ZM221 85H223L222 83H221ZM248 85H246V86H248ZM47 86V85H46ZM70 85H68V88H70L69 87ZM73 85H72V87H74ZM82 86V85H81ZM91 86V85H90ZM98 86V85H97ZM105 86V85H104ZM118 86V85H117ZM183 86V85H182ZM199 86V85H198ZM206 86V85H205ZM231 86H233V84L231 85ZM235 86V87H234ZM233 86V89L234 88H236L237 87V85H234ZM241 86V85H240ZM239 86V87H240ZM245 86V87H246ZM47 87H50V86H47ZM74 87V88H75ZM119 87V86H118ZM118 87H116V89L118 88ZM176 87H177V85H176ZM175 87V88H176ZM201 87H204V85L203 86H201ZM207 87V86H206ZM211 87V88H212ZM225 87V85L223 86V88ZM238 87V88H239ZM57 88V87H56ZM63 88H65V86L63 87ZM63 88H61V87H59V89H62V91H63ZM67 88V90H69ZM79 88H80V86H79ZM82 88V87H81ZM182 88V87H181ZM185 88V86H183V89ZM231 88V87H230ZM241 88V87H240ZM111 88H108V90H110ZM174 89V88H173ZM173 89H171V91L173 90ZM183 89H181V91L183 90ZM205 89V88H204ZM203 89V90H204ZM208 89H210V87L208 88ZM226 90H227V88H225ZM232 89V88H231ZM66 90V89H65ZM72 90V89H71ZM71 90H69V91H71ZM74 90V89H73ZM114 90V89H113ZM126 90H128V89H126ZM205 90H207V89H205ZM212 90V89H211ZM210 90V91H211ZM57 91V92H56ZM62 91H60L61 93H59V94H63L62 93ZM130 91V90H129ZM185 91V90H184ZM202 91V90H201ZM208 91V90H207ZM207 91H205L204 93H206ZM235 90H229V93L230 92H234ZM238 90H237V88H236V92H237ZM52 92H54V94H55V92L56 93H58L59 91L58 90H55V91H53V88L51 89V94H53ZM63 92H65V91H63ZM83 92V91H82ZM84 92H85V90H84ZM108 92V91H107ZM173 92V91H172ZM203 92V91H202ZM209 92V91H208ZM69 92H66V95L65 94H63L65 97H67V98H69L68 96H67V94H68ZM90 93V94H89ZM116 93V92H115ZM235 93V92H234ZM233 93V94H234ZM238 93V92H237ZM236 93V94H237ZM85 94H83V95H85ZM113 94H114V92H113ZM224 94H226L227 95V93H224ZM232 94V93H231ZM236 94H234L235 96H237ZM55 95H57V94H55ZM54 95V96H55ZM73 95V94H72ZM75 95V96H76ZM199 95V94H198ZM201 96H202V94H200ZM225 95V96H226ZM230 95V94H229ZM53 96V98L55 99H57V96H55L54 97ZM110 96V95H109ZM201 96H199V98H201L200 100H198L199 98H197L198 96H196V98H197V102H196V98H195V101H193V103L194 102H196V104H197V106L198 105H200V106H204L205 108H209V107H216V104H215V101L211 98V99H207V98H209V97H206L205 98V100L204 99H202V97ZM206 96V95H205ZM214 96V95H213ZM221 96H222V94H221ZM224 95H223V97H220V98H222V100L221 101H223L222 103L223 104H225V105H231L232 103L234 104H236L238 101H236V100H238L239 98H237V97H235V96H229V98H226ZM228 96V95H227ZM49 97V96H48ZM52 97V96H51ZM212 97V96H211ZM215 97V96H214ZM233 97H235V98H233ZM246 97V98H247ZM67 98H66V101H68L67 100ZM76 98H77V96H76ZM204 98V97H203ZM75 99V98H74ZM234 99H235V102H233L234 101ZM46 100V99H45ZM44 100V101H45ZM49 100V99H48ZM113 100V99H112ZM112 100H110V101H112ZM49 101H52V100H49ZM53 101H55V100H53ZM59 101V100H58ZM65 100H64V102H66ZM248 101H249V99H248ZM45 102H48L47 100L45 101ZM44 102V104L45 105H47V103H45ZM72 103H75V100H74V102L73 101H71ZM49 103V102H48ZM57 103V102H56ZM68 103V102H67ZM77 103H78V105H77ZM62 104L63 103H61V106H62ZM64 104H66V103H64ZM124 104V103H123ZM192 104V103H191ZM191 104H189L190 106H191ZM195 104V105H196ZM233 104H232V106H233ZM234 104V105H235ZM250 104H247V106L249 105V107L251 106ZM261 104V103H260ZM79 105H81V109H80V107H78ZM108 105V106H107ZM126 105V104H125ZM188 105V106H189ZM194 105V106H195ZM214 105V106H213ZM237 105H239L238 103H237ZM264 104H262V106H263ZM50 105H48V107H49ZM189 106V107H190ZM197 106H195L196 107V109L198 110V108H197ZM199 106V107H200ZM227 106V107H228ZM231 106V107H232ZM246 106V105H245ZM245 106H240L241 108L240 109H242V108H244ZM246 106V107H247ZM251 106V107H252ZM261 106V105H260ZM78 107V108H77ZM106 107H108L107 109H108V111H106L107 109H106ZM192 107V106H191ZM211 107V108H212ZM219 107V106H218ZM221 107H223V105H221ZM225 107V106H224ZM226 107V108H227ZM236 107V106H235ZM57 108V109H56ZM194 108V107H193ZM201 108V107H200ZM226 108H224V109H226ZM228 108H230V106L228 107ZM227 108V109H228ZM68 109V113H66V110ZM176 109V108H175ZM189 109V108H188ZM232 109H235V110H233L232 111ZM232 109H230L231 111L230 112H228L229 111V109H228V111H226V112H228V115H231V114H229V113H234V111H236L237 110V112H239L238 111V108L236 107V108H234V106H233V108ZM248 109H250V108H248ZM253 109V108H252ZM61 110H63V109H61ZM174 110V109H173ZM172 110V111H173ZM189 110H192L191 108L189 109ZM205 110H207V109H205ZM203 111V112H207V111ZM211 110V109H210ZM222 110H223V108H222ZM244 110H246V112H248L249 111V114H253V115H250L249 116V114L248 115H244V111H241V112H243V115L244 116H249V117H252V116H255L254 114L255 113H250L251 111V109L250 110H248L247 111V109L246 108H244ZM256 110V108H254V110L253 111H255ZM175 111V113H176V110H174ZM218 110L216 109V112H217ZM219 111H221V110H219ZM61 112V111H60ZM115 112V111H114ZM211 112V111H210ZM221 112H223L224 113V111H221ZM237 112H235V113H237ZM245 112V114H247ZM62 113V112H61ZM111 113V112H110ZM207 113H209V110H208V112ZM107 114V115H106ZM199 114V113H198ZM204 114V113H203ZM211 114H213L214 115V113H211ZM217 113H215V115H216ZM219 114H220V112H219ZM226 114V113H225ZM213 115H212V117H213ZM199 116V115H198ZM202 116V115H201ZM204 116V115H203ZM206 116V115H205ZM207 116L209 117L210 116V113L209 114H207ZM226 116V115H225ZM232 116H234V114H232ZM61 117H64L65 118V120H64V118H61ZM110 117H111V114H110ZM211 116H210V118H212ZM227 117V120H228V117L229 116H226ZM231 117V116H230ZM230 117H229V122L231 123L232 121V124H230V125H233V123L236 121V119L234 120H232L231 121V119H230ZM109 118V117H108ZM193 118H195V116L194 117H192L191 119L193 120ZM199 118H201V117H199ZM215 118H216V116H215ZM215 118L213 119V121H216L215 120ZM225 117L224 116H222V118L221 119H224ZM232 118V117H231ZM247 118V117H246ZM220 119V120H221ZM226 119V118H225ZM65 122H64V121ZM105 120V121H104ZM191 120V121H192ZM207 120V119H206ZM209 120V119H208ZM219 120V119H218ZM220 120H219V122H220ZM226 120V121H227ZM195 121V120H194ZM212 121V122H213ZM205 122V121H204ZM212 122H211V125H212ZM218 122V121H217ZM219 122L217 123V124H219ZM225 122V121H224ZM228 122V123H229ZM107 123H109V122H106L105 124H107ZM189 123H190V121H189ZM193 123V122H192ZM195 123H197V121L195 122ZM199 123V122H198ZM210 123V122H209ZM222 123H223V120H222ZM226 123V122H225ZM27 123H26V126L25 127H27V125H28ZM194 124V123H193ZM206 125L205 126H207V124L208 123H205ZM216 124V123H215ZM245 124V123H244ZM108 125L109 124H107V128H108ZM200 125H201V123H200ZM210 125V124H209ZM208 125V126H209ZM221 125V122H220V124H219V126L218 125H212V127L213 126H215V128L213 127V129H220V131L219 132H221V128L222 127H224L225 126V128H226V130H227V124L225 125L224 124V126H220ZM229 125V126H230ZM189 126H191L190 124H189ZM195 126V125H194ZM199 126V125H198ZM203 126V125H202ZM218 126V127H217ZM227 126V127H226ZM28 127V128H29ZM104 127V128H103ZM212 127H208V128H211L210 130L212 131L213 129H212ZM217 127V128H216ZM221 127V128H220ZM242 127H243V125H242ZM246 127V126H245ZM245 127H243V128H245ZM208 128H206V129H208ZM225 128H223V129H225ZM231 128H233V127H230V129ZM241 128V127H240ZM222 129V131H224ZM209 130V129H208ZM1 131V130H0ZM107 130H105V132H106ZM211 131H209V132H211ZM214 131V130H213ZM213 131L211 132L213 135H214V133H215V131H214V133H213ZM34 132H36L35 130H34ZM33 132V133H34ZM107 132H109V129H108V131ZM111 132H114V131H111V128H110V133ZM218 132V133H219ZM226 132V131H225ZM227 132L229 133V129L227 130ZM232 132H233V129H232ZM231 132V133H232ZM32 133V134H33ZM37 133V132H36ZM35 133V134H36ZM98 133L99 134H101L100 136L98 135ZM38 134V133H37ZM105 134V133H104ZM103 134V135H104ZM109 134V133H108ZM217 134V133H216ZM218 135V134H217ZM102 136V137H101ZM199 136H201V135H199ZM109 137V136H108ZM11 139V138H10ZM107 139V138H106ZM102 142V143H101ZM246 152V151H245ZM245 152H242V154L243 153H245ZM244 155V154H243ZM242 155V156H243ZM245 155L247 156V154L245 153ZM245 155L243 156V158L242 159H244V160H246V157H245ZM97 157H95V158H97ZM98 157V158H99ZM107 157V156H106ZM94 158V159H95ZM109 158V157H108ZM247 159H248V156H247ZM102 160V159H101ZM107 160V159H106ZM106 160H105V162L104 163H106ZM249 160V159H248ZM98 161V160H97ZM99 161H100V159H99ZM104 161V160H103ZM103 163V164H104ZM243 163V162H242ZM246 163H247V161H246ZM246 163H243V164H246ZM57 165L56 167H58V169L54 166H52V165ZM101 164V163H100ZM103 167V166H102ZM245 166H243V168H244ZM92 169V170H91ZM93 169H95L97 172L96 173H94L95 172V170H93ZM249 170H250V168L248 169V172H249ZM244 171H245V169H244ZM246 171H247V168H246ZM252 171V170H251ZM250 171V172H251ZM105 174V173H104ZM246 174V173H245ZM190 175H193L192 174V172L190 173ZM247 175V174H246ZM245 175V176H246ZM249 176H251L252 174H248ZM243 176V177H245V178H249V176ZM254 175V174H253ZM101 177H104V175H103V172H102V174H101ZM247 178V179H248ZM45 179V180H46ZM92 180V179H91ZM74 182V184L73 183H71V182ZM52 183V182H51ZM163 184V185H162ZM161 185H162V187H163V189H167L169 186H168V183L165 181L164 183H162ZM41 186H42V184H41ZM60 188V187H59ZM1 190V189H0ZM3 194H7V193H3ZM2 195V194H1ZM3 196L4 198H6V197H9L8 196V194L6 195V196ZM10 196H12V195H10ZM34 196V195H33ZM2 197V196H1ZM0 197V198H1ZM3 197H2V199H3ZM24 198H25V200H26V203L28 204V206L29 207H32V208H34V214H33V216H34V218H35V224H30V223H27V226H28V224H29V227H28V236L30 237V240L33 242L32 243V245H33V247L31 246V248L30 249H27L26 250V248H25V250L24 251H26V253L24 252L23 254H27V255H25V256H27V261H29L30 262V264H42L43 263V260H44V255H43V243H44V239H45V237H52V232H53V230H52V227L51 226H54V227H63V221L65 220V218L66 217H68L69 215H70V213H71V210L69 209V208H64V209H58L57 208V205H53V206H51V208L50 209H48V212L47 213H45L47 210H44L43 208L44 207H42L43 205L41 204V205H38L36 202H35V198L33 197L32 198V194H30V192L29 193H26V194H24V196H23ZM11 198V197H10ZM9 199V198H8ZM43 199V198H42ZM41 199V200H42ZM149 202H150V204L152 205V206H155V205H157V204H159L160 203V201H161V195L160 194H154V195H150V196H148L147 195V198H146ZM6 200H7V198H6ZM5 200V201H6ZM5 201L4 200H2V201H0V202H4L5 203ZM50 201H53L52 199H50ZM146 201V200H145ZM176 201H178V200H176ZM7 203L9 202V200L8 201H6ZM179 203H175V208H178L179 210H180V208H182L181 207V205H179L180 204V201H178ZM10 203V202H9ZM58 203V202H57ZM1 204V203H0ZM60 203H58V206H60L59 205ZM75 204H73V205H75ZM1 207L2 206H4L3 205V203L0 205ZM1 207H0V210H1ZM6 207H9V205L8 206H6ZM9 209V208H8ZM8 209L6 210L5 208H4V210L5 211H8ZM177 209V210H178ZM183 209V208H182ZM3 210V209H2ZM10 210V209H9ZM47 214L50 216V218H47ZM240 214H241V197L240 196H238L237 197V208H235L234 209V216L235 217H239L240 216ZM25 217V216H24ZM27 218V217H26ZM30 219H32V218H30ZM29 219V220H30ZM28 220V221H29ZM31 225H33V226H31ZM44 226V227H43ZM244 227H246V226H244V225H239V227L236 229V231H237V233L238 234H248V233H250V232H246V228L244 229ZM45 229H47V230H45ZM157 233H159V234H162V233H164V230H161V228H159L158 229V232ZM251 234V233H250ZM2 237H3V235H2ZM137 237H139V236H135L134 237V239L135 238H137ZM263 237H264V234H263ZM1 238V237H0ZM53 240V239H52ZM51 240V241H52ZM51 241H48V242H51ZM136 240H133V242H135ZM250 242H246L245 244H243L242 245V247H248V246H250V245H252V242H251V240H249ZM258 243H256V244H254V245H264V241H262V240H258L257 241ZM126 247H124V249L125 248H127V249H130L129 247H130V244H127V245H125ZM227 247H229V246H227ZM126 249V250H127ZM2 251V252H1ZM128 251V250H127ZM15 252H18V251H14V253ZM2 253H3V250H1V248H0V264H22V259H23V255L21 256V255H19V253H17L15 256H16V260H15V262L13 263V262H11L10 260L8 261V260H6V259H4L3 258V256L6 254V251H4V255L2 256ZM9 254H10V252H9ZM130 255H131V253H130ZM6 256V255H5ZM127 256H128V254H127ZM129 258L128 259H131V258H133L132 257V255L131 256H128ZM127 259V258H126ZM127 259V260H128ZM61 260H62V257L60 256V257H58V260L56 261V264H62V262H61ZM133 260V259H132ZM131 261V260H130ZM127 261H125V263H126ZM125 263H119V264H125ZM127 264H132V263H127Z\"/></svg>","mask_w":264,"mask_h":264},{"label":"water","instance_id":"water-1","mask_svg":"<svg viewBox=\"0 0 264 264\" xmlns=\"http://www.w3.org/2000/svg\"><path fill=\"white\" fill-rule=\"evenodd\" d=\"M107 261H108V257L105 258L104 264H107Z\"/></svg>","mask_w":264,"mask_h":264},{"label":"trees","instance_id":"trees-1","mask_svg":"<svg viewBox=\"0 0 264 264\" xmlns=\"http://www.w3.org/2000/svg\"><path fill=\"white\" fill-rule=\"evenodd\" d=\"M120 234H121V232L118 235H120Z\"/></svg>","mask_w":264,"mask_h":264}]
</instances>
